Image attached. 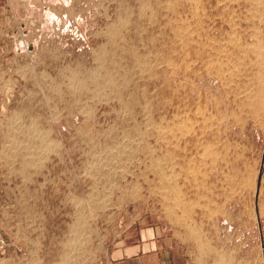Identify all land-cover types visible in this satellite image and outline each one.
<instances>
[{
  "label": "rangeland",
  "instance_id": "obj_1",
  "mask_svg": "<svg viewBox=\"0 0 264 264\" xmlns=\"http://www.w3.org/2000/svg\"><path fill=\"white\" fill-rule=\"evenodd\" d=\"M0 196L3 264L149 225L264 264V0H0Z\"/></svg>",
  "mask_w": 264,
  "mask_h": 264
},
{
  "label": "crops",
  "instance_id": "obj_2",
  "mask_svg": "<svg viewBox=\"0 0 264 264\" xmlns=\"http://www.w3.org/2000/svg\"><path fill=\"white\" fill-rule=\"evenodd\" d=\"M238 236L224 243L212 244V252L217 249L215 260L212 254L211 264H220V252L225 256L221 264H262L260 260H251L252 244L248 233H232ZM224 235V234H223ZM241 236V237H240ZM100 264H198L180 239L177 232L167 226L149 225L132 227L117 240L110 242Z\"/></svg>",
  "mask_w": 264,
  "mask_h": 264
},
{
  "label": "built area",
  "instance_id": "obj_3",
  "mask_svg": "<svg viewBox=\"0 0 264 264\" xmlns=\"http://www.w3.org/2000/svg\"><path fill=\"white\" fill-rule=\"evenodd\" d=\"M4 208H8V203L4 199V197L0 196V214L3 212ZM12 244L9 236L6 234V232L0 227V264H3V258L6 255L12 254V252L15 250H11ZM100 264V263H99Z\"/></svg>",
  "mask_w": 264,
  "mask_h": 264
}]
</instances>
